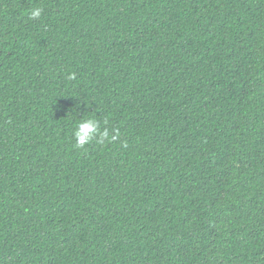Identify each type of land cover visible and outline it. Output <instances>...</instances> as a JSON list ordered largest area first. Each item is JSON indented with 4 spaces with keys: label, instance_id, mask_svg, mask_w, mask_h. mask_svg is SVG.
Here are the masks:
<instances>
[{
    "label": "trees",
    "instance_id": "trees-1",
    "mask_svg": "<svg viewBox=\"0 0 264 264\" xmlns=\"http://www.w3.org/2000/svg\"><path fill=\"white\" fill-rule=\"evenodd\" d=\"M0 264H264V0H0Z\"/></svg>",
    "mask_w": 264,
    "mask_h": 264
},
{
    "label": "clouds",
    "instance_id": "clouds-1",
    "mask_svg": "<svg viewBox=\"0 0 264 264\" xmlns=\"http://www.w3.org/2000/svg\"><path fill=\"white\" fill-rule=\"evenodd\" d=\"M43 9L35 7L31 10L30 16L32 19H39L42 15ZM74 75L70 74L69 79H74ZM75 147L79 149H85L86 146L93 143V138L97 137L95 143L104 144L106 142H113L118 139V129L105 128L103 131L99 130V124L96 120L87 118L83 119L77 124L74 133Z\"/></svg>",
    "mask_w": 264,
    "mask_h": 264
}]
</instances>
